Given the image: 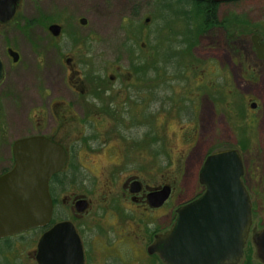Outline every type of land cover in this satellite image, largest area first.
Masks as SVG:
<instances>
[{
	"label": "rangeland",
	"instance_id": "1",
	"mask_svg": "<svg viewBox=\"0 0 264 264\" xmlns=\"http://www.w3.org/2000/svg\"><path fill=\"white\" fill-rule=\"evenodd\" d=\"M57 1L70 22L59 40L52 41L42 23L29 30L0 27V57L6 72L0 86V175L11 169V146L19 139L44 135L66 148L76 146L64 186L55 187L53 220H71L73 200L85 198L90 207L75 224L81 227L86 264H121V256L125 264H134L136 251L128 247V241L118 252L109 243L114 230L131 226L122 216H114L107 199L120 196L123 184L133 178L147 189L171 185V197L163 209L147 213L145 227L137 223L150 230L157 226L158 217L159 227L167 229L175 210L202 194L198 175L206 157L236 150L251 204L243 259L261 264L252 234L264 229V65L253 60L251 38H264V0L218 7L216 17L225 23L227 37L223 30H202L201 19L186 1L84 0L81 11H76L73 0ZM162 4L175 12L187 7L189 13L178 16L162 9ZM45 6L40 5L38 13L27 6L29 18L40 21ZM146 18L148 24H144ZM80 19L85 25L79 24ZM161 25L170 34L167 30L158 34ZM236 30L238 40L236 34L231 36ZM5 45L20 51L19 63L6 57ZM66 59L79 72L73 82H83L92 73L100 80L104 77L117 107L135 101L133 94L118 95L119 90L128 85L139 88L145 81L148 106L85 107L89 98L68 92L71 75ZM52 101H70L72 106L58 110L50 105ZM84 136L94 140L81 141ZM124 204L128 208L123 213L127 217L132 213L131 221H135L134 207ZM40 234L28 232L0 241V264H36Z\"/></svg>",
	"mask_w": 264,
	"mask_h": 264
},
{
	"label": "water",
	"instance_id": "2",
	"mask_svg": "<svg viewBox=\"0 0 264 264\" xmlns=\"http://www.w3.org/2000/svg\"><path fill=\"white\" fill-rule=\"evenodd\" d=\"M17 1L0 0L2 23L13 17ZM190 1L225 4L238 0ZM80 25H85V21L80 20ZM49 32L57 37L59 28L52 26ZM257 41L258 37L253 36L255 53L264 61V41L259 45ZM8 54L14 64L18 62L16 53L9 50ZM3 79L0 59V84ZM11 155L12 168L0 176V240L49 225L53 210L49 181L66 162L64 149L44 136L15 141ZM243 174L238 151L209 155L198 175L203 194L176 210L171 228L155 238L148 252L156 253L163 264H241L251 226V204L242 183ZM136 188L138 183H131V189ZM169 195V187L164 186L147 195L148 204L159 208ZM86 207L84 200L74 204L76 213H83ZM252 242L257 260L264 264V229ZM34 260L36 264H83L81 242L72 224L59 222L45 231L38 239Z\"/></svg>",
	"mask_w": 264,
	"mask_h": 264
},
{
	"label": "flooded vegetation",
	"instance_id": "3",
	"mask_svg": "<svg viewBox=\"0 0 264 264\" xmlns=\"http://www.w3.org/2000/svg\"><path fill=\"white\" fill-rule=\"evenodd\" d=\"M35 1H36V4L33 3V0L32 1L31 0H18L16 3V6L14 8L13 17L5 23H2L0 21V27L15 26L16 28L22 29V27H23V29L27 28L29 30L30 28L35 27L36 25H39L42 23L45 25L47 32L52 37V35L49 32V28L52 26H56L59 28L58 37H56V38L52 37L51 39H52V41H55L57 39L59 40V37H60L62 30H64L70 24L66 12H64L63 9L57 5L58 4L57 0H35ZM73 1H75V3H76V8H77L76 11H81L80 4L84 0H73ZM91 1H98V0H91ZM153 1H157V0H153ZM45 3L48 4V10L45 6ZM232 3H236V2H232ZM228 4H231V3H228ZM40 5H44L45 9H46V13L43 14V18L40 21H38L37 18H29L28 14L26 12V9L30 6L32 11L35 10L36 13H38L40 10V7H39ZM221 5H223V4L218 5V7H220ZM56 8L58 9L57 10L58 12L56 11ZM133 13H136V12H134V10H133ZM59 17H62V18L58 19ZM80 20H84V19H80ZM80 20L78 21L79 24H80ZM149 21H150L149 18H146L144 21V24H148ZM85 23H86V21H85ZM236 24H238V22H236ZM231 25H234V23ZM163 26L164 25H161L158 28V34H161V33L163 34L167 30V29L163 28ZM215 30H223L226 34V37L228 35V29L225 28V23H224V27L223 26L209 27L207 29V31L209 33L212 31H215ZM169 31H170V29L167 30V33ZM237 32L238 31L236 30L231 36H234L236 34L237 40H238L239 37H238ZM168 34H170V32ZM208 35L211 36V34H208ZM256 36H258V35H256ZM237 40H235V41H237ZM263 41H264V38L258 36L257 44L259 45ZM234 42L232 41V43H234ZM251 42H252V38H251ZM9 50L18 55L19 59H18L17 63H19V61L21 59V55L19 53L20 51H17L12 46L7 47V45H5L4 54L6 55V57H8V59H11L9 54H8ZM251 50H252L253 60L257 63H262L264 65V61L258 59V57L255 53V50H254L253 43H252V49ZM238 57H239V54H238ZM0 59H1V57H0ZM1 61H2V59H1ZM161 62H162V59H161ZM70 63H71V59H66L65 67H66V70L69 71V73L71 75L70 76L71 77L70 78V84L71 85L67 86L68 87L67 89L70 90L68 92L74 93L80 97L85 96L86 98H89L91 102L86 101L87 103L85 104V107H87V108L92 107V109H94V110H98V109H101V110H103V109L104 110L124 109L125 110L127 108L128 109L132 108L133 105L134 106H142L144 104V108H146L148 106L147 95L149 94V91L147 89L148 87H147L145 81L143 82V85L139 88L138 87L136 88L133 86L130 87L128 85V87H125L124 90H119L118 95L125 94L126 92L130 93L131 95L133 94V98L135 99V101H133L131 103L129 102L128 104L126 102H124L122 105H119L117 107V106H115V103L113 100L114 96L111 94L112 89L110 88L109 85H106L109 82L105 81L103 79L104 77L100 80L98 74L94 75L92 73V75L89 76L87 79H86V77L83 76L85 78V81H83V82H80L78 80L73 82L72 81L73 78L78 76L79 72L76 70L77 66L74 63H71V64ZM79 65L82 68L83 63L79 62ZM254 66H256V65H254ZM254 68L255 67L252 66L250 68V70L255 72L256 70H254ZM142 71H144V72H142ZM142 71H140V72H142V77L144 78L147 75V73H146L147 69L144 68V69H142ZM5 77H6V72L4 69V79H3L2 83L4 82ZM110 79H112V78H110ZM2 83L0 84V86L2 85ZM150 103H153V102H150ZM130 104H133V105H130ZM50 105H52L54 108H57L58 110H66V109H69L70 106H72V103L70 101H52V102H50ZM111 113L113 114V111ZM114 114H115V111H114ZM44 137H46L51 142L61 146L64 149L65 155H66V162H65V166L62 169V171L59 172L58 174H56L55 176H53L51 178V180L49 181V194H50L52 206H53L51 221L47 227L39 228V229L33 230L31 232L40 231V233H41L40 236H41L45 231L49 230L56 223L63 222V221L70 222L72 224L76 234L78 235L80 242H81V247H82V251H83V258H84L83 264H86V257H85V252H84L85 243H83V241L81 239V234H80V232L82 233V231H80L81 227L77 226L75 224V221H77V219L79 218L80 215H83L87 211V209L90 207V203L85 198H75L73 200V203H72L73 204V213H74L73 218H71V220H60L59 222H55L53 220V211H54L55 206H56V198L54 197V191L56 190V188L62 189V187L65 184L64 179L67 177L65 172L68 170V168L72 169L71 167L68 166L69 157H70L71 152L76 148V146L73 145V147H71V149H69V148H66L60 142H56L53 138H51L49 136H44ZM93 140H94V138L93 137L91 138V136H84L81 139V141H93ZM75 168H77V167H75ZM133 182L138 183V188H136V190L131 189V183H133ZM167 187H169V189H170V195H169V198L167 199V201H169V199L171 197L172 186L168 185ZM160 188H162V187H160ZM160 188H158V189H147L146 187L143 186V183L141 181H139L137 178H133L132 180H129L123 184V186L121 188L120 196L116 195V196H112V197L107 199L108 205L113 204V207L111 209H112V211H114V216H122L126 221L125 222L126 225L131 226L130 229L120 231V232L114 230V236H113L112 240L110 241L108 239L109 243L112 245L111 246L112 249H115L116 252H118L122 249V247L126 246L127 241H128V244H129L128 247L131 248L133 251H136L134 253V255H135L134 264H163L161 262V260L159 259V257L157 256V254L156 253L150 254L148 252V249L153 244V242L155 241V238L157 236L163 235L164 233H166L167 230H169V228L171 227V225L175 219V212L177 209L175 210V212L173 214V218L170 219V225L167 229H163V228L159 227L160 224H159L158 217L156 218V222H158L157 226H155L153 229H150V230H147L145 228L141 229L140 226L137 225V223H139V224L143 225V227H145L146 223H144V220H145V218L147 219V213H150L151 215H154L153 213L157 214V212L159 210H162L163 207L166 205L167 201L159 208H152L148 204L147 195L150 192H154L156 190H159ZM132 191H135V192L133 193ZM78 200H84L87 204L86 210L83 213H76L74 210V204ZM124 203H128L130 206L134 207V208L132 207L134 209L132 212H134L136 215L135 221H131L132 220V218H131L132 213L128 214V217H127L126 213H123L125 211V209L128 208V207H126V205ZM127 221H129V222L127 223ZM151 222H153V219H151ZM135 225L139 228L138 229H132V227ZM257 233L252 234V238ZM123 244H125V245L123 246ZM120 258H118L119 263L125 264V262H127L125 256H121ZM248 262L249 261H245L242 258L241 264H248Z\"/></svg>",
	"mask_w": 264,
	"mask_h": 264
},
{
	"label": "trees",
	"instance_id": "4",
	"mask_svg": "<svg viewBox=\"0 0 264 264\" xmlns=\"http://www.w3.org/2000/svg\"><path fill=\"white\" fill-rule=\"evenodd\" d=\"M160 1V0H157ZM178 1H186L189 2L188 7H193L196 11L197 16L201 19L200 21V28L202 27V30L207 27H224V23H221L218 21V18L216 17V10L218 5L214 4L212 2H204V3H199V2H194L190 0H178ZM162 9L166 11H171L174 12V14L178 15L182 14H188L189 12L185 11L187 7L184 9V12L182 10L176 11L172 9L170 6L162 4ZM11 238L3 240L4 242H9Z\"/></svg>",
	"mask_w": 264,
	"mask_h": 264
}]
</instances>
